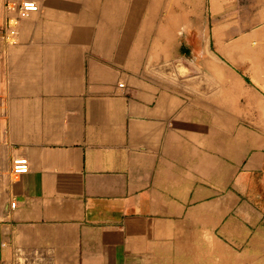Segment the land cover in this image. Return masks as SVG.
I'll return each mask as SVG.
<instances>
[{
    "label": "crops",
    "instance_id": "crops-1",
    "mask_svg": "<svg viewBox=\"0 0 264 264\" xmlns=\"http://www.w3.org/2000/svg\"><path fill=\"white\" fill-rule=\"evenodd\" d=\"M7 1L0 264H178V247L189 248L180 264H200V227L220 228L219 246L249 240L245 262L264 264V140L249 159L244 133L238 155L229 134L216 150L214 119L178 98V25L160 22L152 48L143 16H121L117 0H34L39 11L10 41ZM220 2L229 1L212 7ZM219 55L204 60L207 72H227L216 61L231 59ZM21 157L30 170L15 177ZM232 174L243 196L254 179L255 204L227 190ZM232 206L243 218L237 231Z\"/></svg>",
    "mask_w": 264,
    "mask_h": 264
},
{
    "label": "rangeland",
    "instance_id": "rangeland-1",
    "mask_svg": "<svg viewBox=\"0 0 264 264\" xmlns=\"http://www.w3.org/2000/svg\"><path fill=\"white\" fill-rule=\"evenodd\" d=\"M117 1L121 16L135 21L143 16L150 26L152 48L158 46L160 22L166 20L170 28L178 25V98L195 108L204 121L209 119L210 123V119H214L216 150L226 147L229 134L232 151L235 145L233 153L238 155V138L244 133L249 159L259 138L264 140V0H227V5L220 2L216 8L212 7V0ZM171 36L174 40L173 32ZM220 51L231 59L229 62L223 58L227 65L216 61L223 64L227 72H207L204 60L209 54L219 55ZM237 62L242 68L232 64ZM237 178L232 174L227 190L236 199L243 197L246 202L255 204L254 179L248 180V192L243 196V190L235 181ZM227 219L231 220V230L237 231V222L243 219L237 206H232ZM222 236L220 228L216 232L199 228L200 264H227L223 263V256L229 258L228 264H254L245 262L254 255V249L248 247L249 240L241 245L239 240L231 239L225 241V246H219L218 237ZM185 250L189 252V248L178 247V264Z\"/></svg>",
    "mask_w": 264,
    "mask_h": 264
},
{
    "label": "built area",
    "instance_id": "built-area-1",
    "mask_svg": "<svg viewBox=\"0 0 264 264\" xmlns=\"http://www.w3.org/2000/svg\"><path fill=\"white\" fill-rule=\"evenodd\" d=\"M6 9L16 15L8 18L7 20V29L9 34L5 35V38L11 41L17 34L19 21L30 17L33 13L38 12L39 5L34 0H8L6 2ZM121 86L123 87V85ZM29 170L30 163L27 158L21 157L14 160L12 173L15 177L25 175L29 172ZM12 207L15 208L16 203H13Z\"/></svg>",
    "mask_w": 264,
    "mask_h": 264
}]
</instances>
